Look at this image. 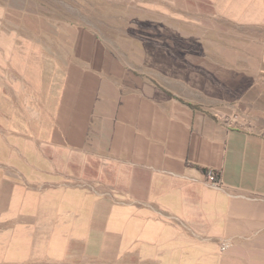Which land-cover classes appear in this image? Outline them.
I'll use <instances>...</instances> for the list:
<instances>
[{"label":"crops","instance_id":"0c3cea01","mask_svg":"<svg viewBox=\"0 0 264 264\" xmlns=\"http://www.w3.org/2000/svg\"><path fill=\"white\" fill-rule=\"evenodd\" d=\"M136 1L188 21L186 41L147 60L96 52L77 62L72 90L48 101L37 132L12 120L31 81L2 75L8 264H225L222 241L264 226V0ZM18 138L35 141L39 158ZM33 185L37 199L17 204L18 187Z\"/></svg>","mask_w":264,"mask_h":264},{"label":"rangeland","instance_id":"374dc122","mask_svg":"<svg viewBox=\"0 0 264 264\" xmlns=\"http://www.w3.org/2000/svg\"><path fill=\"white\" fill-rule=\"evenodd\" d=\"M187 22L146 11L136 0H0V81L4 75L17 87L23 85L24 77L27 85L28 80L32 83V93L27 92L28 86L22 92L30 104L12 117L15 127L23 130L32 125L37 132L44 117L48 119L43 107L63 87L72 90L70 71L77 62L87 65L96 52L124 60L166 54L169 51H163L167 48L162 45L186 41L179 31L191 28ZM16 144L27 154L39 155L35 141L18 138ZM46 153L51 154L47 149ZM18 188L17 204L37 199L29 193L38 189L36 185ZM221 251L232 252L225 256V264H264V226ZM3 255L0 250V264L6 263ZM12 264L79 263L34 259Z\"/></svg>","mask_w":264,"mask_h":264},{"label":"built area","instance_id":"2783aa9c","mask_svg":"<svg viewBox=\"0 0 264 264\" xmlns=\"http://www.w3.org/2000/svg\"><path fill=\"white\" fill-rule=\"evenodd\" d=\"M232 121H236V116H233ZM207 179L209 180V182H210L211 185H218V182L215 181V179L213 178V174H212V171L211 170H209V172L207 174ZM230 243L231 242L229 240L222 241L221 244H220L221 250L229 247L230 246Z\"/></svg>","mask_w":264,"mask_h":264},{"label":"trees","instance_id":"16d2710c","mask_svg":"<svg viewBox=\"0 0 264 264\" xmlns=\"http://www.w3.org/2000/svg\"><path fill=\"white\" fill-rule=\"evenodd\" d=\"M207 177V174L209 172L210 169H205V168H202V167H198ZM212 171V174H213V178L215 179V181H219L218 179V174L214 171V170H211Z\"/></svg>","mask_w":264,"mask_h":264}]
</instances>
